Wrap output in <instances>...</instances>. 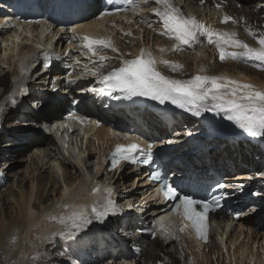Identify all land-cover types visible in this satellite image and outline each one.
I'll return each instance as SVG.
<instances>
[{
    "label": "bare ground",
    "instance_id": "1",
    "mask_svg": "<svg viewBox=\"0 0 264 264\" xmlns=\"http://www.w3.org/2000/svg\"><path fill=\"white\" fill-rule=\"evenodd\" d=\"M175 3L186 14H191L217 30L236 31L239 39L253 46H255V41L245 33V26L251 27L257 33L264 31V0H204L203 4L200 3V0H175ZM218 3L220 4L219 8L216 7ZM100 4L101 0H94L85 17L76 21L73 26L82 28L93 24L96 21L98 9L101 8ZM6 5V0H0L1 10ZM156 6L154 0H150L149 4L141 7L138 12H133L129 16H119L120 20L117 18L112 20L118 23L120 29L116 32L118 52L113 53L107 49H99L96 56L89 53H86L85 56L76 54L82 61L81 69L78 70L77 75L79 74L81 77L83 73L89 70L100 73L108 71L118 64L121 56L133 54L134 47L142 40L157 58L183 65V68L171 71L167 66L158 64L166 76L187 80L196 74L223 75L241 82L251 83L257 88H264V76L256 67L247 64V62L231 59L220 61L214 45H208L205 42L202 46L198 45L194 49L185 46L182 51H171L173 41L159 34L160 23L152 12ZM224 15L233 16L239 23L222 24L220 21ZM5 19L3 15H0V20ZM149 23L153 25L152 28L148 27ZM129 31L132 36L124 35ZM12 33L14 30H5L0 34V39L8 37ZM71 35V31L65 32L62 31V28H55L50 38L57 39L59 43H66ZM161 47L167 50L161 53L159 51ZM17 48L18 44L15 43L14 49ZM14 49L11 48L9 51L13 54ZM3 52L4 48L0 44V104L7 105L5 110L0 112V139L4 140L0 145V163L7 160L4 162L5 166L12 161V158L20 150L29 148L27 153H30L26 159L28 166L24 176L28 175L27 177H29L30 173L28 180L30 183L28 191H25L22 186L18 185V173L0 171V185H4L8 177H14H12L14 181L11 189L6 188L0 191V258H2L0 263L15 264L18 262V264H26L27 259L31 258L33 264H49L48 261L59 252L57 247L61 246L68 255L67 261H71L73 264H134L137 261L142 264H264V202L260 206L254 202L250 205H243L244 210L239 218L234 217L236 212L232 208L219 212L214 216L219 232L217 235L212 233L211 241L206 245L196 242L193 234L188 230L180 232L181 224L177 223L176 220H174L175 225L173 227L169 225L170 234L167 235L158 232L149 236L140 234V227L135 226L130 218L122 222L118 220L112 224V230L108 228L105 233L100 232L98 234L93 232L95 227L99 229V226L95 225L98 220L93 219L92 223L77 233L73 240H66L59 235H50L62 228L56 219L50 217L58 218L60 215L66 214L72 206H88L90 210L91 202L98 200V194L91 196L93 186L82 181L81 172L84 168L87 171L90 170L92 167L90 161L100 160L108 146L112 144L115 136L106 124L98 128L96 124L92 123L97 119L102 120L101 118L104 116L109 117L104 110L93 115L92 122L89 124L77 126V121L68 118L61 124L62 132L53 131L55 138L46 134V126L54 120L47 118V116L60 112V109L69 103V99L58 100L53 104H43L35 112H32L31 107L28 106L26 108L28 107L27 110L29 111L21 112L15 106L8 104L5 99L8 96L7 88L11 84L10 66L8 65L13 56L11 54L6 57ZM101 56L105 57L103 61L99 59ZM201 67L204 69L203 72H200ZM50 71H46L36 78L37 80L32 86L38 89L40 94L29 93L28 98L30 100L44 99L45 94L51 91L52 86H54L53 88L58 86L61 91L59 92L57 89L55 94L48 97L57 100L62 98L66 92V95L73 96L76 101H81L89 108H94L105 102L101 99L99 85L96 81L93 80L94 85L91 88L86 85H79L77 82L78 87L75 90L73 86H67L58 67L54 71ZM54 78H56L55 82H53ZM88 89H95V91H88ZM48 97L44 101H47ZM53 109L59 111H53ZM116 114L120 115L121 113ZM41 115H46V118H38ZM128 116H130L131 125L146 129L147 137L158 140L162 146L166 147L171 145L175 147L176 143L191 144L188 142L189 135H193L191 130L199 131L193 121L185 120L171 130H161V134H155L153 128H158L155 118L144 117L143 113L136 109L132 110ZM74 126H77L76 128L80 131H89V134L93 135L88 147L80 152H76L75 148L66 142L69 137L75 135V133L70 134L72 129L68 131L66 127ZM6 130L9 134H6ZM61 135L69 136L63 139ZM85 140L88 139L85 138ZM197 140L202 139L197 138ZM198 143V141L194 142L191 147L193 148ZM65 145H67L65 150L71 154L69 152L62 153ZM208 147L207 152L199 156V163L196 165L198 168L204 167L205 157L208 156L209 164L220 168V171L225 173L223 175L225 179L240 194L243 195L251 189H257V191H253L251 197L254 193H260L264 198V182H258L264 178V174L250 171L262 170L264 168L263 162L241 160L245 158L246 153L229 145L224 134L208 141ZM85 151H87L86 155H84ZM178 152L180 153L177 156H180L181 151ZM251 155L254 154L251 153ZM242 163L244 164L242 165ZM30 164H33L34 167H30ZM29 168L30 171L28 172ZM93 171L94 175L91 176V179L93 180L94 177L97 180L107 179L108 184L117 189L118 201L127 199L136 204L134 210L140 218L148 220L150 211L153 214L161 212L159 208L154 207L152 201H147L145 194L148 190V184L139 178L138 174L135 175L134 179H130L134 175L129 170H123L118 174L106 173L105 171L103 175H99L101 167L96 165H93ZM235 171L243 172L233 174ZM45 174H49L50 179L48 176H44ZM55 180L58 183L60 180L62 181L59 188L55 185L57 183ZM51 183L54 184V188L47 190V186L50 188ZM85 186L87 191L82 193ZM14 191L17 193V198ZM241 199L245 198L241 196L238 199L240 205L243 201ZM8 201H11L16 207V212L13 211L12 216L6 218L5 204ZM64 205H68L70 208L65 209ZM101 229L103 231V228ZM42 237L44 238L42 239ZM183 242L187 249L184 248ZM47 247H51L55 254H47ZM188 249L192 256V263H189L186 258L188 254L186 250ZM182 253L183 258L180 257ZM106 255H110V258ZM104 256H106V260L102 261Z\"/></svg>",
    "mask_w": 264,
    "mask_h": 264
},
{
    "label": "snow or ice",
    "instance_id": "2",
    "mask_svg": "<svg viewBox=\"0 0 264 264\" xmlns=\"http://www.w3.org/2000/svg\"><path fill=\"white\" fill-rule=\"evenodd\" d=\"M125 6L124 9L116 8V12L130 9L138 12L141 7L147 6L150 0H120ZM157 5L152 9L153 14L160 23L159 34L168 37L173 41L171 51H182L185 46L195 48L202 46L205 42L214 45L219 55L220 61L227 59L248 62L254 61L253 67L264 70V31L257 33L249 26H245V33L253 38L255 46L238 38L236 31H220L211 25L205 24L191 14H186L175 0H154ZM203 4L204 0H200ZM219 8L220 4H216ZM102 15H113L112 12L105 11ZM243 19V18H241ZM222 24L231 22L237 24L239 21L231 15H224L220 21ZM149 23L148 27L152 28ZM63 31V29H62ZM73 32L72 40L81 41L80 48L86 50L92 56L97 55L98 49H111L118 52L111 37H93L84 35L78 37L76 29ZM132 33L126 32L124 35L130 36ZM39 47V46H38ZM231 49V50H229ZM167 49L161 47L159 51L164 53ZM45 59H48L45 56ZM101 61L105 57L99 58ZM95 63V61H93ZM158 64L167 66L171 71L183 68L182 64L171 62L162 58H157L147 48H141L139 54L132 59L120 60V66L113 68L106 74L89 70L88 74L99 75V83L113 92L124 94V98L145 97L159 104L170 102L179 109L190 112L193 116L199 117L202 112L212 111L223 113L225 118L251 137H264V88H257L251 83L241 82L227 76L201 75L196 74L190 79H175L163 75L157 68ZM47 66V65H45ZM204 69L201 67L200 72ZM71 77V73L68 74ZM74 79H69L68 83H75ZM95 91V89H88ZM24 88H19V94L23 95ZM117 99L120 97L117 96ZM8 104L17 105L14 96L5 97ZM6 104H0V112L6 108ZM81 120L80 117H73ZM92 123L97 124V121ZM67 148V145H65ZM143 153V156H139ZM153 158L152 144L141 146L140 143H116L113 150L106 157L111 162L114 169L120 162L131 164H149ZM152 179L159 182L158 192L165 201H174L172 213L180 217V232L190 229L197 240L208 241V214L220 206V197L212 195L210 199H196L192 195L181 192L161 174L156 172L151 174ZM218 188H226L223 183L217 184ZM101 191L99 187L93 188L95 195ZM104 196L93 201L90 210L88 206L64 205L69 209L66 214L56 219L62 228L50 235L63 236L66 240H73L77 233L81 232L92 220H102L109 214L116 211L115 194L112 188L102 189ZM131 207V205H129ZM159 230L164 234H170V229L163 223L158 224ZM44 237H42L43 239Z\"/></svg>",
    "mask_w": 264,
    "mask_h": 264
},
{
    "label": "rangeland",
    "instance_id": "3",
    "mask_svg": "<svg viewBox=\"0 0 264 264\" xmlns=\"http://www.w3.org/2000/svg\"><path fill=\"white\" fill-rule=\"evenodd\" d=\"M254 62L252 61H248L247 64H253ZM244 65V64H243ZM260 74L264 76V70H259ZM6 127V126H5ZM6 134H9V132H7ZM3 139H0V145L3 143ZM1 150V148H0ZM30 149L29 148H26V149H23V150H20L19 153H17L14 158H12V161H10L9 163H7L5 166H4V162L7 161L5 160L4 162L0 163V167H1V170H4V172H12V173H18V178H19V183L18 185L22 186V188L25 190V191H28L29 189V179H30V173H29V177H27L28 175L24 176L25 175V172H26V168L28 166V161L26 162V159H27V156L28 154L30 153H27ZM244 148H240V151H243ZM17 151V150H16ZM244 153H246L245 151H243ZM246 159V160H250V161H256V162H260L259 159L255 158V157H248L247 154L245 155V158H243V160ZM244 163H242L243 165ZM10 165V166H9ZM31 166L30 167H34L33 164H30ZM8 167V169H7ZM30 171V168L28 169V172ZM252 173H257V174H264V168H262V170H250ZM47 172V171H46ZM243 171H238L236 172L235 174H238V173H241ZM42 173H45V172H42ZM48 173V172H47ZM35 175V174H34ZM37 176V174H36ZM44 176H48V178L50 179L49 177V174L48 175H44ZM13 176L11 177H8L5 184L4 185H1L0 186V191L2 190H5L6 188L8 189H11L12 187V182L14 181V177L12 178ZM26 177V178H25ZM46 180H47V177H45ZM133 178V177H130V179ZM23 179V181H21ZM37 180V179H36ZM56 181V180H55ZM54 181V182H55ZM35 182V181H34ZM57 182V181H56ZM259 183L261 182H264V178L260 179L258 181ZM58 188L59 186L61 185V182H57L55 184ZM19 188V187H18ZM54 188V184L51 183V187L49 188L47 186V190L50 189L52 190ZM14 194H16V198H17V193L14 191ZM13 207V208H12ZM16 212V207L13 205V203H11V201H8L6 202L5 204V212H6V218H8V216H12V213ZM6 220H10V219H6ZM58 249V253L55 254V251L51 249V247H47V254H55L53 259L49 260L48 263L49 264H72V262H67V258H68V255L65 253V251L63 250V248H61V246L57 247ZM60 249V250H59ZM187 249V247H186ZM188 251V261L189 263H192V256L191 254L189 253V249L187 250ZM190 255V256H189ZM108 257L110 258V256L108 255ZM181 258H182V255H181ZM2 259V258H0ZM30 260V261H29ZM106 260V256H104L102 258V261H105ZM132 262V261H131ZM135 262V261H134ZM33 264V260L31 258L27 259V262L26 264ZM2 264V263H0ZM15 264H18V262H16ZM130 264V263H129ZM134 264H142L140 261H137L135 262Z\"/></svg>",
    "mask_w": 264,
    "mask_h": 264
}]
</instances>
